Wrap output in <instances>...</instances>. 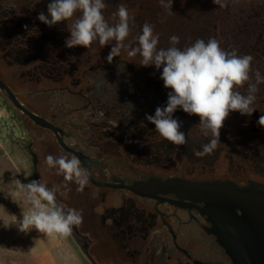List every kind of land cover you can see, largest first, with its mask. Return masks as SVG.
<instances>
[{
  "label": "flooded vegetation",
  "instance_id": "flooded-vegetation-1",
  "mask_svg": "<svg viewBox=\"0 0 264 264\" xmlns=\"http://www.w3.org/2000/svg\"><path fill=\"white\" fill-rule=\"evenodd\" d=\"M170 1L104 0L109 24L118 22L121 5L135 18L132 34L108 63L115 41L66 47L80 12L49 27L36 17L47 14L50 0H0V104L30 140L38 180L49 154L75 155L89 171L83 191L62 174L48 187L66 209L82 211L83 222L69 238L97 264H264V126L258 124L264 83L257 86L256 110L231 112L217 149L198 157L210 138L199 116L178 108L174 118L188 144L164 139L145 116L166 105L171 89L164 87L162 68L128 55L147 22L159 34L158 47H170L172 35L181 49L216 38L225 50L251 55L255 82L256 70L264 76V7L240 17L250 14L240 11L246 4L224 0L237 7L231 17L208 12L198 24L179 28L165 20L174 9ZM239 91L247 95L248 86Z\"/></svg>",
  "mask_w": 264,
  "mask_h": 264
},
{
  "label": "clouds",
  "instance_id": "clouds-1",
  "mask_svg": "<svg viewBox=\"0 0 264 264\" xmlns=\"http://www.w3.org/2000/svg\"><path fill=\"white\" fill-rule=\"evenodd\" d=\"M213 2L221 8L227 6L224 0ZM106 7L104 0H50L47 14L41 11L36 19L52 27L80 12L70 29L66 47L89 49L97 41L101 47L115 41L106 58L112 63L124 47L126 38L132 34L135 18L127 7L121 5L114 14L118 16V22L109 24L104 16ZM165 7L171 8L172 5ZM169 39L170 47H158L159 34L155 33L154 25L145 22L137 38L138 46L128 52L131 57L139 54L143 66L162 68L164 87L171 89L166 105L158 106L154 115L146 114L145 118L164 139L179 147L188 144V136L181 130L182 122L174 118V113L182 108L189 115L199 116L200 130L210 138L202 144V150L194 154L198 157L211 155L220 144V132L230 113L239 111L241 115H251L256 110L253 106L255 93L257 86L264 83V76L256 70L253 82V57L239 55L236 50H225L216 38L197 39L183 49L177 47L180 43L178 36L172 35ZM245 85L248 86L247 95L239 91ZM258 124L264 126V115L259 117ZM46 164L50 169L55 168L57 174H62L66 182L76 183L77 191H83L88 184L90 173L75 155L49 154ZM21 194L25 203L30 205L27 212H23L22 220L15 223L22 232L35 228L48 237H68L73 228L83 222L82 211L60 205L56 188H49L41 180H31L27 184L17 181L16 195ZM4 225L10 226L7 221Z\"/></svg>",
  "mask_w": 264,
  "mask_h": 264
},
{
  "label": "rangeland",
  "instance_id": "rangeland-1",
  "mask_svg": "<svg viewBox=\"0 0 264 264\" xmlns=\"http://www.w3.org/2000/svg\"><path fill=\"white\" fill-rule=\"evenodd\" d=\"M246 4L240 10L250 12L240 17L250 18L258 5L264 7V0H241ZM174 9L165 14V20L171 24L176 21L179 28L186 25L198 24L196 19H204L202 15L216 13L219 17H231L237 10L236 6L213 5L212 2L196 1L180 5L171 0ZM254 7V9H253ZM4 92V91H3ZM0 104V264H89L83 257L78 246H73L68 237H48L35 228L27 232L19 230L17 224L22 220L23 212L30 205L25 203L23 195H16L17 181L29 183L36 180L37 171L34 168L27 145L30 142L20 129L16 120ZM36 152V151H35ZM39 155V151H37ZM39 165V180L48 185L61 182V174L56 179V169ZM38 180V179H37ZM10 226H5L4 221Z\"/></svg>",
  "mask_w": 264,
  "mask_h": 264
},
{
  "label": "water",
  "instance_id": "water-1",
  "mask_svg": "<svg viewBox=\"0 0 264 264\" xmlns=\"http://www.w3.org/2000/svg\"><path fill=\"white\" fill-rule=\"evenodd\" d=\"M0 84L2 86H4L1 82ZM8 93H10V91L8 90ZM11 95V94H10ZM12 96V95H11ZM33 156L35 157V164H36V155L33 154ZM59 203V202H58ZM60 204V203H59ZM61 205V204H60ZM78 248L80 249V252L82 253L83 257L87 260V262L89 264H97L94 259L90 256L88 248H86L85 246H78Z\"/></svg>",
  "mask_w": 264,
  "mask_h": 264
}]
</instances>
